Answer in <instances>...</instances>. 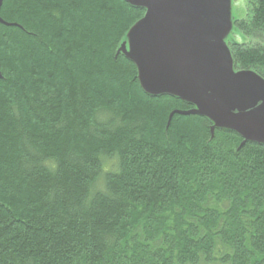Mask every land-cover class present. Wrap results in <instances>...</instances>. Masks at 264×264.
Instances as JSON below:
<instances>
[{"label": "trees", "instance_id": "trees-1", "mask_svg": "<svg viewBox=\"0 0 264 264\" xmlns=\"http://www.w3.org/2000/svg\"><path fill=\"white\" fill-rule=\"evenodd\" d=\"M237 68L264 76V0ZM129 0L0 1V264H264V140L152 93Z\"/></svg>", "mask_w": 264, "mask_h": 264}, {"label": "rangeland", "instance_id": "rangeland-1", "mask_svg": "<svg viewBox=\"0 0 264 264\" xmlns=\"http://www.w3.org/2000/svg\"><path fill=\"white\" fill-rule=\"evenodd\" d=\"M129 1L146 7L150 2ZM153 6L167 22L211 37L174 29L145 13L126 32L121 49L137 62L147 89L180 95L215 126L264 140V110L246 118L230 116L264 106V76L256 68H237L231 49L233 41L247 40L236 25L247 14V0H154Z\"/></svg>", "mask_w": 264, "mask_h": 264}, {"label": "water", "instance_id": "water-1", "mask_svg": "<svg viewBox=\"0 0 264 264\" xmlns=\"http://www.w3.org/2000/svg\"><path fill=\"white\" fill-rule=\"evenodd\" d=\"M1 1V0H0ZM153 1L154 0H150V2H149V5L147 6V10H148V12H147V16H148V18L149 19H154V20H156V21H161L162 23H165L166 25H168V26H170V27H172V28H174V29H178V30H181V31H184V32H188V33H191V34H195V35H201V36H208V35H206V34H204V33H201V32H197V31H195V30H192L191 28H185V27H179V26H176V25H174V24H172V23H169V22H167V20L165 19V18H163L161 15H159L158 13H157V11L155 10V8H154V6H153ZM147 16H146V18H147ZM208 37H211V36H208ZM214 39H216V38H214ZM217 40V39H216ZM225 55H226V47L224 46V44H223V55H222V61L224 60V58H225ZM130 56V55H129ZM134 59V58H133ZM135 60V59H134ZM137 63V62H136ZM220 65V64H219ZM219 65L217 66V69H218V67H219ZM214 76H215V74L213 75V78H212V91H213V93H214V96L217 98V96H216V92H215V89H214V85H213V79H214ZM167 93H169V92H167ZM218 100V99H217ZM264 110V106H262V107H260L259 109H257V110H254V111H251V112H248V113H246L245 115H230V116H232V117H234V118H246V117H249V116H252V115H254V114H256V113H258V112H260V111H263ZM197 112H200V111H198V110H196ZM200 113H202V112H200ZM202 114H204V113H202ZM244 135V134H243ZM245 136V135H244ZM246 137V136H245ZM247 138H250V139H254V140H259V139H256V138H252V137H247ZM263 141V140H262Z\"/></svg>", "mask_w": 264, "mask_h": 264}]
</instances>
